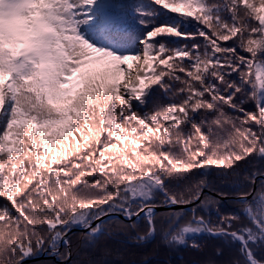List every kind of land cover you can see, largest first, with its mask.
Segmentation results:
<instances>
[{"label": "snow or ice", "instance_id": "1", "mask_svg": "<svg viewBox=\"0 0 264 264\" xmlns=\"http://www.w3.org/2000/svg\"><path fill=\"white\" fill-rule=\"evenodd\" d=\"M254 160L264 0H0V264H77L70 233L92 247L120 217L140 242L208 235L228 264H264V169L232 179ZM210 175L236 184L238 211L204 195Z\"/></svg>", "mask_w": 264, "mask_h": 264}, {"label": "trees", "instance_id": "2", "mask_svg": "<svg viewBox=\"0 0 264 264\" xmlns=\"http://www.w3.org/2000/svg\"><path fill=\"white\" fill-rule=\"evenodd\" d=\"M229 43H231V41H229ZM164 99L161 93L157 92L149 99L147 108L142 110L146 111L157 103H163ZM250 103L251 102H248L245 107H248ZM117 132L119 134V130H117ZM61 143L62 142L58 139L53 141L50 145V156L52 154L59 155L63 151L60 147ZM124 143L127 144V141ZM239 163L241 164L239 170L240 175L232 179H239L242 181L243 177L248 173L256 169H264V162L259 160H254L251 163L240 161ZM197 178L199 179L200 177ZM206 180L209 187L205 189L209 192L218 196H220V192H223L227 194L223 197H236V184L224 181L216 175H210L206 177ZM258 182L259 180H257V192L254 193V195H258ZM212 189H215V191H212ZM204 195L211 196L218 201V210L221 214H230L238 211L240 208L237 201L221 200L211 194ZM162 200L163 195L157 193V204L160 205ZM216 213L217 209H212L210 214L212 220L216 219ZM166 214L167 211L158 212V215ZM202 214L205 217L209 216V213L206 211L202 212ZM119 221H122V219H114L112 232L102 237L100 241L92 247L82 242L81 232L71 234L73 241L72 260L76 261L77 264H79L80 261H86L88 264H228L229 260L234 256V251L224 246L221 240L208 235L196 239L195 243L200 246L198 249L182 246L169 248L161 242L159 235L148 242H140L135 239L136 230H119L116 227ZM139 231L141 234L145 231L142 221L139 223ZM189 243H192V241H189ZM221 247L224 248V254L222 256H217L216 250ZM32 264H56V260H41Z\"/></svg>", "mask_w": 264, "mask_h": 264}, {"label": "water", "instance_id": "3", "mask_svg": "<svg viewBox=\"0 0 264 264\" xmlns=\"http://www.w3.org/2000/svg\"><path fill=\"white\" fill-rule=\"evenodd\" d=\"M260 179V177L258 176L257 177V180ZM204 193H208V194H212L214 196H216L217 198L221 199V200H234L236 201V197H221V196H218V195H215L211 192H208L207 190H204ZM250 199V198H249ZM194 205H189L187 206V209H190L191 207H193ZM172 210H180L179 208H173ZM159 211H168V209L166 207H163V206H160L158 207L157 209V212ZM121 219H123L122 217H120ZM76 232H81L80 230H74L73 233H76ZM73 233H70V234H73ZM46 259H52V260H55V257H52V256H48V255H41L38 259L36 260H33L32 262H37V261H40V260H46Z\"/></svg>", "mask_w": 264, "mask_h": 264}, {"label": "rangeland", "instance_id": "4", "mask_svg": "<svg viewBox=\"0 0 264 264\" xmlns=\"http://www.w3.org/2000/svg\"><path fill=\"white\" fill-rule=\"evenodd\" d=\"M129 64L131 65L132 69L135 70V65H132L131 62H129Z\"/></svg>", "mask_w": 264, "mask_h": 264}]
</instances>
